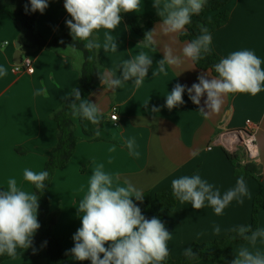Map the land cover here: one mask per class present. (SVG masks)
Segmentation results:
<instances>
[{
	"label": "crops",
	"instance_id": "1",
	"mask_svg": "<svg viewBox=\"0 0 264 264\" xmlns=\"http://www.w3.org/2000/svg\"><path fill=\"white\" fill-rule=\"evenodd\" d=\"M160 2L163 4L169 0ZM152 4L153 0H141L135 12L123 14L129 18L159 19L152 29L154 43L150 47H144L143 38L136 35L124 19L114 31L97 30L104 76L119 77L123 61L141 51L152 57L153 64L140 86L137 87L132 80L115 89L101 83L90 96L91 102L97 104L100 114L105 117L100 140L89 141L79 132L80 140L74 156L55 173L49 189L51 209L59 214L54 232L63 240L66 250L74 246L72 237L81 226L77 207L87 193L94 166L103 165V170L113 177L114 185L127 182L143 194L150 192L152 217L158 213L156 193L171 191L173 179L198 173L221 193L235 186L238 178L235 166L226 156L228 151L216 141L225 132L243 129L247 121L255 126L256 162L264 167V87L256 95L235 93L230 98L227 94L219 112L207 111L206 114L200 111L201 108L207 110L204 104L206 94L200 105H196L189 99L187 90L183 104L171 110L164 106V97L177 83L191 87L198 82L200 74L215 76L210 71L199 70L193 61L183 56L182 49L189 43L181 40L183 31L165 32ZM15 5H24V0H0V7ZM226 9L230 12V21L211 35L210 48L222 58L233 51L251 50L264 61V0H231ZM68 19L71 17L64 9V0H49L43 14L38 12L37 29L51 41L70 30L65 24ZM21 32V27L9 14L0 13V68L7 69L6 73H0V188L15 179L26 191H34L31 182L24 179V172L26 169L36 173L44 171L58 139V125L50 115L64 104L74 89L80 87L82 55L74 50L29 52L24 57L32 59L34 74H16L14 55ZM108 36L117 43V51L105 50ZM167 48L174 56H179L181 62L178 65L165 64V71L159 72L157 61L164 58ZM154 70L156 75L152 74ZM154 108L159 111H153ZM114 109L118 111L116 126L109 118ZM130 139L134 141L138 155L132 154L125 146ZM244 180L247 195L243 202L234 200L222 215H216L209 206L197 211L190 203L178 200L173 212L164 213L163 223L172 233L167 243L173 260L181 259L184 250L194 244L223 238L232 232L233 227L249 224L253 201L261 187L252 178ZM136 203L139 206L140 201ZM217 226L219 233L214 231ZM258 229L264 230V210L259 213ZM241 247L264 253V239H257L255 245L250 241L238 244L232 255ZM7 257L0 254V258ZM70 262L81 264L71 256ZM0 264L40 263L27 258H12ZM46 264L53 263L48 261ZM195 264L213 263L203 260Z\"/></svg>",
	"mask_w": 264,
	"mask_h": 264
},
{
	"label": "clouds",
	"instance_id": "2",
	"mask_svg": "<svg viewBox=\"0 0 264 264\" xmlns=\"http://www.w3.org/2000/svg\"><path fill=\"white\" fill-rule=\"evenodd\" d=\"M28 11H39L41 14L49 5V0H29ZM206 0H169L161 4L153 0V8L160 17L165 32H182L192 22L194 15H199ZM141 0H64V9L71 17L65 21L74 41L83 43L88 51L99 49L100 44L94 37L98 29L115 30L122 23V14L135 12ZM153 31L145 33L144 47L153 43ZM201 35L187 43L182 54L185 58L198 62L203 52L210 50L212 36L207 28H201ZM107 36L108 33H105ZM105 43V50L117 51L118 45L111 41ZM68 47H73V43ZM180 57L174 56L170 48L164 50V58L157 61L159 72L165 71V64L178 65ZM153 60L146 52H139L130 59L124 60L119 77L101 76L104 87L115 89L125 81L132 80L138 87L149 73ZM254 51H233L214 65L218 74L209 77L207 73L197 77L198 82L191 87L177 83L165 98V107L169 110L184 103L183 95L187 90L193 104L200 105L206 94L204 104L207 111L219 112L224 97L230 93H250L256 95L264 87V67ZM7 69L0 68V73ZM156 75V70L153 71ZM194 93V94H193ZM74 100L71 109L98 125L101 122L100 109L96 103L82 98L78 88L72 94ZM78 102V103H77ZM153 111H159L154 108ZM125 146L138 155L134 141L127 140ZM49 178L47 171L38 173L26 169L24 179L31 182L34 191H26L17 180L10 179L4 188H0V254L15 257L20 251L32 247L33 238L41 225L38 220L39 196ZM172 196L182 203H190L194 210L205 206L212 208L216 215H222L225 208L234 200L242 203L247 195V185L243 177H238L234 187L221 193L219 189L202 179L197 173L182 176L171 181ZM144 194L131 184L124 182L114 185L113 177L103 170V165L94 166L89 177L87 193L79 201L77 215L80 227L72 239L74 246L68 250L75 261H90L91 264H163L169 256L168 241L172 233L156 216L147 218L136 201L143 202ZM219 233V227H215ZM237 236L255 245L257 239H264V230L252 231L250 226L239 225L232 229ZM250 233V234H249ZM184 255L193 260L197 254L186 248ZM231 264H264V253L241 247L234 254Z\"/></svg>",
	"mask_w": 264,
	"mask_h": 264
},
{
	"label": "trees",
	"instance_id": "3",
	"mask_svg": "<svg viewBox=\"0 0 264 264\" xmlns=\"http://www.w3.org/2000/svg\"><path fill=\"white\" fill-rule=\"evenodd\" d=\"M231 0H206L205 6L199 15L192 17V22L186 26L180 38L182 41L191 42L197 36L201 35V28H207L212 35L214 32L225 27L230 21V12L226 6ZM25 5L31 7L29 0H24V5H15L0 7V13L9 14L12 19L21 27L19 42L23 55L36 50H47L55 53H62L67 50H73L68 47L73 43L76 51L82 55V65L80 67L81 85L78 88L81 97L90 100L92 93L100 88V77L104 76V65L100 59L99 49L88 51L80 41L72 40L70 30L63 32L51 41L46 40L37 29V15L39 11H25ZM122 19L130 26L133 32L144 39L146 32L153 29L155 23L159 21L152 17H133L129 18L122 14ZM97 40V35L94 37ZM202 58L194 65L202 71H210L215 77L218 75L214 70V65L221 60V56L210 48L208 52H203ZM106 87V86H105ZM72 94V93H71ZM70 96L64 104L51 113V118L58 125L57 144L51 151L48 161L45 163L44 171L49 173V178L45 182L46 187L43 192H37L39 196L38 220L41 225L39 234L33 239V245L27 250L20 251L15 257L0 258V263L12 258H27L40 264H46L51 261L53 264H71L70 254L63 246V240L56 237L54 229L58 222L59 214L53 212L50 205L49 189L52 184L55 173L63 169L72 159L76 147L80 140V134L89 141L100 140L99 134L104 127L105 117L100 114L101 122L98 125L90 123L87 119L74 112L70 103L74 97ZM235 93H230V98ZM91 101V100H90ZM78 103V102H77ZM21 152V151H20ZM23 154V153H22ZM229 161L235 166V175L244 179L252 178L256 180L261 190L254 198L252 208V220L248 225L252 231L259 228V213L264 210V167L252 161L245 165L237 167L239 157L226 152ZM34 189V187H33ZM35 190V189H34ZM158 204V217L163 222V215L166 212H173L177 206V199L172 196V191H161L155 195ZM143 214L151 218V193H144L143 202L139 203ZM250 234V233H249ZM246 240L230 232L223 238L216 239L204 244H194L190 248L197 254V258L189 260L185 255L179 260H173L170 256L163 264H195L199 261H209L213 264H231L234 259L233 248ZM37 243L34 246V243ZM86 264H91L87 261Z\"/></svg>",
	"mask_w": 264,
	"mask_h": 264
},
{
	"label": "built area",
	"instance_id": "4",
	"mask_svg": "<svg viewBox=\"0 0 264 264\" xmlns=\"http://www.w3.org/2000/svg\"><path fill=\"white\" fill-rule=\"evenodd\" d=\"M14 72L16 74H34V64L32 59L27 56L23 57L21 64L14 65ZM109 118L116 126L118 122L117 109H114L111 112ZM241 130H243V132L239 136L235 137L233 143L226 144L221 142V138L223 135L219 136L216 141V143L224 147L229 154L234 156L237 155L239 157V162L237 163V166L245 165L252 161H256L258 157V147L256 145L255 139V126L252 124L251 121H247L245 127ZM211 148L212 145H210V149Z\"/></svg>",
	"mask_w": 264,
	"mask_h": 264
},
{
	"label": "water",
	"instance_id": "5",
	"mask_svg": "<svg viewBox=\"0 0 264 264\" xmlns=\"http://www.w3.org/2000/svg\"><path fill=\"white\" fill-rule=\"evenodd\" d=\"M16 48H17V51L14 55V62H15V64H21L24 55H23V51L21 49V43L20 42L16 43ZM242 132H243V130L239 129V130H233V131L225 132L224 135L239 136Z\"/></svg>",
	"mask_w": 264,
	"mask_h": 264
},
{
	"label": "bare ground",
	"instance_id": "6",
	"mask_svg": "<svg viewBox=\"0 0 264 264\" xmlns=\"http://www.w3.org/2000/svg\"><path fill=\"white\" fill-rule=\"evenodd\" d=\"M235 135H224L223 134V136H222V138H221V142H223V143H233L234 142V140H235Z\"/></svg>",
	"mask_w": 264,
	"mask_h": 264
},
{
	"label": "rangeland",
	"instance_id": "7",
	"mask_svg": "<svg viewBox=\"0 0 264 264\" xmlns=\"http://www.w3.org/2000/svg\"><path fill=\"white\" fill-rule=\"evenodd\" d=\"M238 168H240V165L238 166ZM251 220H252V216H251V219H250L249 224L251 223ZM249 224H248V225H249ZM248 225H246V226H248ZM36 244H37V243L35 242V243H34V246H36ZM203 244H204V243H203Z\"/></svg>",
	"mask_w": 264,
	"mask_h": 264
}]
</instances>
